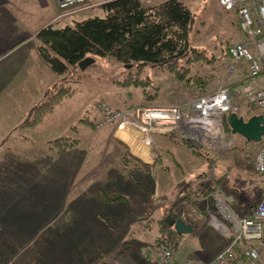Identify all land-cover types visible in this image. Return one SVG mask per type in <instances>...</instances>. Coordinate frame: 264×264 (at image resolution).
<instances>
[{
    "label": "rangeland",
    "instance_id": "obj_1",
    "mask_svg": "<svg viewBox=\"0 0 264 264\" xmlns=\"http://www.w3.org/2000/svg\"><path fill=\"white\" fill-rule=\"evenodd\" d=\"M101 1L84 0L62 11L54 0H0V192L6 196L2 198L5 203H0V220L4 219V209L9 216L8 223L0 221V226H10L7 234L0 229V264H155L151 251L147 255L145 248L153 247L150 245L156 235L164 234L166 244H176L165 223L158 225L151 219L161 216L155 209L157 201L164 205L167 202L161 195L156 196L157 188L159 192L166 190L165 197L170 198L171 189L175 190L173 182L181 177H196L199 172L204 177L205 173L212 185L204 199L207 208L211 205L209 212L215 207L214 191L236 213L242 206L256 203L261 194L262 185L253 168L258 144L243 141L241 135L232 136L228 145L223 144V136L217 147L202 146L206 150L204 157L154 132L148 158L161 155V163L169 168L159 174L151 163L146 166L125 161L123 148L112 133L115 124L94 125L93 120L101 112L95 103L109 108L130 103L188 105L197 95L193 88L190 91L180 86L169 73L153 70L147 64L134 73L137 81L123 82L126 70L133 69L132 63L125 66L111 56L86 54L91 61L81 68L80 76L73 74L79 70L69 67L64 72L52 70L54 82L46 83L43 94L34 98H24L22 93L15 96L23 89L24 72L34 60L33 46L38 54V42L27 37L17 48L9 49V44L39 23L59 26L74 18L101 14ZM182 1L191 11L189 45L213 56V66L206 68L212 84L204 92L235 80L240 63H233L235 70H228V59L221 60L225 43L240 39L232 16L215 0ZM46 17L50 20H43ZM132 77L129 75L128 80ZM58 81L68 83L70 93L58 95L34 123L17 126L30 115L31 105L45 97ZM240 90V96L245 98L247 94L242 87ZM150 92L158 95L151 102L139 103ZM88 119L92 122L88 123ZM55 135L65 136L68 145L47 149L46 140ZM131 138L130 132L123 129L122 139L132 141ZM211 173L218 176V182L211 181ZM109 190L126 194L129 205L120 199L105 200V191ZM195 201L184 198L173 209L195 220L189 210ZM183 206H188L187 212H183ZM136 215L143 216L131 222ZM197 237L193 249L201 244ZM254 245L259 252L257 262L264 264V236ZM187 248L190 247L185 245L184 250Z\"/></svg>",
    "mask_w": 264,
    "mask_h": 264
},
{
    "label": "trees",
    "instance_id": "obj_2",
    "mask_svg": "<svg viewBox=\"0 0 264 264\" xmlns=\"http://www.w3.org/2000/svg\"><path fill=\"white\" fill-rule=\"evenodd\" d=\"M100 7L102 14H93L73 19L70 23H64L59 26H53L47 22L36 29L34 36L38 40L37 52L40 58L52 70L64 72L69 67L74 69V71L79 70V73L74 72L73 74L80 76L81 68H78L76 61L86 54H91L111 56L123 64L132 63L133 69L126 70L123 82L137 81L138 78L134 76V73L147 64L153 70L163 71L166 74L172 75L184 89L190 90V88H193L194 94L203 93L212 84L207 76L209 74L206 68L213 66V56L205 55L202 50L189 45L187 32L191 20V11L182 0H152L148 3H141L139 0H103L100 2ZM226 45L227 43H225L224 52L221 55V60L224 62L227 59L230 61L225 50ZM217 62H220V59ZM235 62L239 61L235 60ZM131 74H133V77L128 80ZM144 81L146 82V80ZM247 81L248 76L244 69L242 74L235 80L225 84L231 93V106L219 114L224 145L232 143V136L239 135L231 132L229 129L228 114L230 111L234 110L237 114L246 117L250 113L259 112L261 109H264L263 106L252 110L245 104L243 96H240L238 89ZM70 91L71 87L68 83L55 82L49 88L45 97L31 105L29 114L32 117L30 115L24 116L17 126L34 123L33 121L36 120L40 112L50 106L54 100H57L58 95L69 94ZM157 95V93L150 92L146 97L147 99L141 100L139 103L151 102ZM127 105H131V103ZM232 106L235 107L233 108ZM87 121L88 123L92 122L90 119ZM156 133L165 136L166 139H170L176 144L180 143V145H183L188 151L197 156L199 154H202L204 157L206 156V150L201 145L189 137L179 135L175 128H169ZM242 140L248 141V139L243 137ZM63 144L68 145L65 136L55 135L46 140L47 147H45L47 149H50L52 146L65 148ZM120 144L123 148L122 156H124L123 158H125L126 162L129 160L132 163L136 162L139 165L146 166L149 163L154 164L155 162L164 170L169 167L167 164L163 165L161 163V155L158 156L157 153V155H151V161L144 162L133 155L123 142H120ZM157 159L158 161H156ZM175 163L181 171L180 163L177 160H175ZM129 167L134 166L129 165ZM203 174L204 177H201L202 173L200 172L195 174L196 177H181L173 182L175 190L172 191L171 189V197H165V192H162V198L169 201L167 203L173 205L184 198L191 197L193 200H196L194 205H197L200 209H204L207 206L204 199H206L205 196L207 197V193L212 188V185L206 178V174ZM209 178L214 182H218L219 180L218 176H212V173L209 174ZM100 189L99 191L102 194L103 190ZM156 196L158 197L159 195ZM4 197H6L5 194L0 192V203H5L2 201ZM104 197L107 201L120 199V201L126 204L129 203L126 194L117 191H105ZM209 207L211 209V205ZM245 207H247V204L242 206L241 211H238V213H244ZM1 213V218L4 217V219L0 221L8 223V211L4 209ZM163 215L156 218L150 217L153 220H157L158 225H160V223H163ZM142 216L136 215L131 219V222H134L135 218ZM8 225L0 226V229L5 234L10 232V226L7 227ZM164 225L168 227L173 235L176 234L171 226L166 223ZM164 236V234L163 236L160 234L156 235L151 241L150 246L160 247L168 245L165 242ZM263 236L264 234L261 237ZM174 245L175 243L173 242V244L165 247H168L172 251ZM240 246L241 242H237L232 246L234 255L239 254ZM145 250L148 252L147 255L149 254V250L151 251L148 246ZM256 264H259V262Z\"/></svg>",
    "mask_w": 264,
    "mask_h": 264
},
{
    "label": "built area",
    "instance_id": "obj_3",
    "mask_svg": "<svg viewBox=\"0 0 264 264\" xmlns=\"http://www.w3.org/2000/svg\"><path fill=\"white\" fill-rule=\"evenodd\" d=\"M58 9L64 11L84 0H54ZM224 9H232L236 25L243 35L226 46L230 61L228 70L234 68V61L243 62L248 81L241 87L247 94L244 99L251 109L264 106V0H217ZM238 91L240 92V88ZM100 114L93 120L95 126L114 123L115 128L130 132L129 151L138 158L148 156L154 132L175 128L179 135L186 136L205 148L217 147L223 138L219 114L231 106V93L227 86L220 85L213 90L195 95L188 105L181 104H131L121 108H109L95 103ZM233 108L235 106H232ZM258 146L253 156V168L262 185V191L249 214L236 213L217 196L214 206L225 225L213 222L226 236V243L210 259L200 262L182 261L178 264H256L258 248L254 243L264 234V130L256 140ZM141 145V146H140ZM216 190V188H215ZM212 217V216H211ZM241 242L239 254L234 255L232 246ZM152 256L157 264H175L173 252L165 246L152 247Z\"/></svg>",
    "mask_w": 264,
    "mask_h": 264
},
{
    "label": "crops",
    "instance_id": "obj_4",
    "mask_svg": "<svg viewBox=\"0 0 264 264\" xmlns=\"http://www.w3.org/2000/svg\"><path fill=\"white\" fill-rule=\"evenodd\" d=\"M93 1H96V0H93ZM215 3H217V5L219 7H221L224 11L228 12V14L232 16L234 25L239 32V34H237V36L236 35L235 36L240 37V39H241L243 37V35L241 34V32L239 31V29L236 25V18H235L233 10L232 9H224L217 2V0H215ZM49 17H46L43 20H46V19L50 20ZM41 25H42V23L37 24L35 26L34 30H32L30 28L32 33L35 32L36 29ZM31 31L29 33H24V35L20 36L18 39L11 42L9 44V49L17 48V47L23 45L24 40L27 37H29V38L31 37V38L37 40V38L35 36H33V37L31 36ZM37 42H38V40H37ZM229 43H227V44H229ZM34 48H36V47L35 46L32 47V53H34L33 54L34 60L32 61L31 67L28 70V72H26V74L24 72L25 81H23L21 83V84H24V86L22 87L23 88L22 90L17 91V93L15 94V96H17V97H19L18 93H22L24 98L27 95H29L28 98L37 97L40 94H43L42 92H45L46 88L48 87V85H46V83L49 82V84H52L54 82L53 81V79H55L54 78L55 77L54 71H52V69L48 66V64L46 62H44L43 60H40L38 58V56H37L38 54L36 55V50H34ZM225 50H226V47H225ZM237 61H239L237 63H240V66L239 67L235 66V67L237 68L238 73L240 75L244 71L245 66H244L242 61H240V60H237ZM241 65H242V67H241ZM243 66H244V69H243ZM232 70H235V68H233ZM33 80H35L36 82H39V83L35 84L33 82ZM260 81L261 82L264 81L263 75H260L259 78H257V82L260 83ZM42 89H44V91H42ZM20 99H22V98H20ZM181 105H183V104H181ZM112 131H113L112 132L113 135H115L117 140L122 142V140H123L122 139V129L114 127V129ZM123 141L128 148L129 147V145H128L129 141H127L125 139ZM139 159L144 161V162H149V161H151V156H150V158H148V156H146L144 158H139ZM156 165H157V163L153 164L152 168L153 169L155 168V170L158 169V172H160L159 174H162L161 171H164V169L159 168V166L156 167ZM161 177H162V175H161ZM159 179H160V175H159ZM157 187L158 186H156V188ZM161 191H163V190H161ZM163 192H166V190H164ZM161 194H162V192H159V188H157V194L156 195H161ZM170 195H172V193H170ZM167 202H169V201H167ZM167 202H166V205L157 203V205L155 206L156 211H158L157 213H160V215H163V214L169 212L173 216L181 217L185 223L190 225V229L188 231L176 233L173 236V238L176 240V244L173 248V255L175 257V263L178 264L181 261H190V262L206 261V260L210 259L217 251H219L224 246V244L226 243V236L219 229V227L214 224L215 221L213 222L212 218H215L216 222L220 226L225 225L224 223L226 222V220H223L221 214H219L216 207L213 208V211L209 212L210 209L207 208L206 206L204 209H200L199 207H196L195 205H193V206L190 205L189 210H191L192 215L195 218V220H188L183 215L181 210L175 209L177 211L176 212L173 209V207H175V206L177 208L178 203H175L172 205V204L167 203ZM254 204H252V205L247 204V207L244 208V213H240V214H249L251 209L253 208ZM183 207H184V209L182 208L183 212L184 211L187 212L188 206H183ZM199 235H201V236H199ZM197 236H199V237H197ZM195 237H197L198 241L201 243L199 248H197V249H193V243H194L193 241L195 240ZM185 245H187L190 248H187V250H184Z\"/></svg>",
    "mask_w": 264,
    "mask_h": 264
},
{
    "label": "water",
    "instance_id": "obj_5",
    "mask_svg": "<svg viewBox=\"0 0 264 264\" xmlns=\"http://www.w3.org/2000/svg\"><path fill=\"white\" fill-rule=\"evenodd\" d=\"M90 61L91 57L84 55L76 61V64L78 68H83ZM124 65L128 66L129 63H124ZM228 125L231 132H235L245 139L256 141L264 130V109L250 113L246 117L237 114L235 111H230L228 114ZM162 220L171 226L175 233L185 232L190 229V225L185 223L181 217L173 216L169 212L163 215Z\"/></svg>",
    "mask_w": 264,
    "mask_h": 264
}]
</instances>
